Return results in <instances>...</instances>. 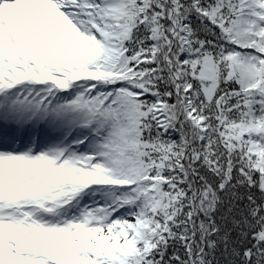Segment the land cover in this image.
Masks as SVG:
<instances>
[{
  "label": "snow or ice",
  "instance_id": "1",
  "mask_svg": "<svg viewBox=\"0 0 264 264\" xmlns=\"http://www.w3.org/2000/svg\"><path fill=\"white\" fill-rule=\"evenodd\" d=\"M0 264H264V0H0Z\"/></svg>",
  "mask_w": 264,
  "mask_h": 264
}]
</instances>
